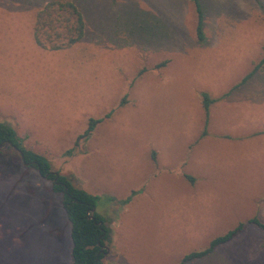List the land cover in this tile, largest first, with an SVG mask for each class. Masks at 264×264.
I'll return each instance as SVG.
<instances>
[{"label": "rangeland", "instance_id": "374dc122", "mask_svg": "<svg viewBox=\"0 0 264 264\" xmlns=\"http://www.w3.org/2000/svg\"><path fill=\"white\" fill-rule=\"evenodd\" d=\"M48 1L0 0V123L99 198L102 264H180L238 223L183 264H264L247 223L264 224V0H199L204 41L189 0H73L85 37L58 52L32 37ZM89 119L103 121L75 147ZM14 163L0 162V264H71L62 195Z\"/></svg>", "mask_w": 264, "mask_h": 264}, {"label": "trees", "instance_id": "16d2710c", "mask_svg": "<svg viewBox=\"0 0 264 264\" xmlns=\"http://www.w3.org/2000/svg\"><path fill=\"white\" fill-rule=\"evenodd\" d=\"M194 5L196 16L195 35L198 41H204L203 10L199 0H189ZM85 22L77 4L73 0H50L34 16L32 37L34 44L41 50L58 52L69 49L83 41L85 37ZM166 62L158 65L163 67ZM264 65V56L254 67L251 74L261 69ZM249 74V75H251ZM248 77V76H247ZM245 77L243 81L247 79ZM202 109L204 113V126H207L209 106L215 100L209 99L206 94H201ZM110 114L106 115L108 118ZM102 119H89L86 130L80 135L74 146L80 140H87L95 127ZM23 139L15 130L6 123H0V162L13 166L14 159H19L25 168L34 169L41 178L52 182V191L62 195V208L70 225L71 264H102L106 254L104 243L108 240L109 229L104 225V220L96 213L98 197L74 187L70 180L59 173L52 171L50 163L42 155L36 154L24 147ZM73 149L66 152L71 155ZM189 181L191 178L187 177ZM113 201L112 198H109ZM130 198L122 201L128 203ZM92 217V219H89ZM264 231V224L257 217L247 222ZM245 223H238L232 230L210 241L207 248L199 252L185 255L180 264L202 259L221 245L230 242L236 235L243 231Z\"/></svg>", "mask_w": 264, "mask_h": 264}, {"label": "water", "instance_id": "95a60500", "mask_svg": "<svg viewBox=\"0 0 264 264\" xmlns=\"http://www.w3.org/2000/svg\"><path fill=\"white\" fill-rule=\"evenodd\" d=\"M89 219H92V217H89ZM108 251V250H107Z\"/></svg>", "mask_w": 264, "mask_h": 264}, {"label": "crops", "instance_id": "0c3cea01", "mask_svg": "<svg viewBox=\"0 0 264 264\" xmlns=\"http://www.w3.org/2000/svg\"><path fill=\"white\" fill-rule=\"evenodd\" d=\"M193 7H194V5H193ZM194 9V8H193ZM196 17V16H195ZM193 181V180H192ZM191 182V181H190Z\"/></svg>", "mask_w": 264, "mask_h": 264}]
</instances>
